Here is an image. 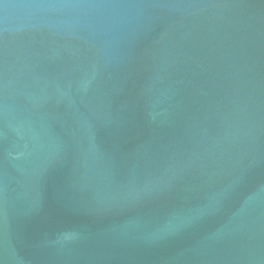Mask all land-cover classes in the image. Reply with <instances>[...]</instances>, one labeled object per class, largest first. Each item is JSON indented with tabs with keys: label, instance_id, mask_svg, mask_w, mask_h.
Here are the masks:
<instances>
[{
	"label": "water",
	"instance_id": "95a60500",
	"mask_svg": "<svg viewBox=\"0 0 264 264\" xmlns=\"http://www.w3.org/2000/svg\"><path fill=\"white\" fill-rule=\"evenodd\" d=\"M0 264H264V0H0Z\"/></svg>",
	"mask_w": 264,
	"mask_h": 264
}]
</instances>
